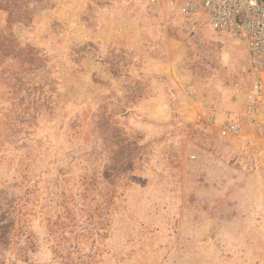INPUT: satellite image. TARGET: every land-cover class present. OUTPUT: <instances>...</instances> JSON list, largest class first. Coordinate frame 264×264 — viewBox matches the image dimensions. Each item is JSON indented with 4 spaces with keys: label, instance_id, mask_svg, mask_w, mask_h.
Returning a JSON list of instances; mask_svg holds the SVG:
<instances>
[{
    "label": "rangeland",
    "instance_id": "obj_1",
    "mask_svg": "<svg viewBox=\"0 0 264 264\" xmlns=\"http://www.w3.org/2000/svg\"><path fill=\"white\" fill-rule=\"evenodd\" d=\"M22 1L32 20L0 10V264H264L244 45L149 0Z\"/></svg>",
    "mask_w": 264,
    "mask_h": 264
},
{
    "label": "built area",
    "instance_id": "obj_2",
    "mask_svg": "<svg viewBox=\"0 0 264 264\" xmlns=\"http://www.w3.org/2000/svg\"><path fill=\"white\" fill-rule=\"evenodd\" d=\"M164 3L196 34L209 29L240 41L249 57L253 75L252 99L247 104L249 126H257L258 105L264 97V2L261 0H149ZM245 123L234 121L223 126V136L241 138ZM249 140L245 144H249Z\"/></svg>",
    "mask_w": 264,
    "mask_h": 264
},
{
    "label": "trees",
    "instance_id": "obj_3",
    "mask_svg": "<svg viewBox=\"0 0 264 264\" xmlns=\"http://www.w3.org/2000/svg\"><path fill=\"white\" fill-rule=\"evenodd\" d=\"M35 2V6L40 3V0ZM42 2L45 0H41ZM21 2V5H20ZM24 2L21 0H0V10H3L8 13V20L13 19V22H23L24 20H32L33 18V9L31 7L32 2ZM21 9V10H20ZM18 12H20L18 14ZM121 54L130 53L125 50L120 51ZM110 54H113L111 52ZM132 58V56L130 57ZM110 70L113 74H117L118 69L115 66L110 65Z\"/></svg>",
    "mask_w": 264,
    "mask_h": 264
},
{
    "label": "water",
    "instance_id": "obj_4",
    "mask_svg": "<svg viewBox=\"0 0 264 264\" xmlns=\"http://www.w3.org/2000/svg\"><path fill=\"white\" fill-rule=\"evenodd\" d=\"M262 2H264V0H261Z\"/></svg>",
    "mask_w": 264,
    "mask_h": 264
}]
</instances>
